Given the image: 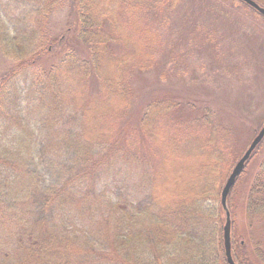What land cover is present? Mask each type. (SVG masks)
Here are the masks:
<instances>
[{
    "label": "trees",
    "instance_id": "trees-1",
    "mask_svg": "<svg viewBox=\"0 0 264 264\" xmlns=\"http://www.w3.org/2000/svg\"><path fill=\"white\" fill-rule=\"evenodd\" d=\"M61 2L0 0V60L11 63L0 76V264H228L223 150L163 130L162 116L179 104L161 91L147 94L138 128H116L133 107V68L151 66L141 55L154 29L142 15L161 0H77L90 57L70 48L43 67L45 26ZM92 78L100 95L89 94ZM138 129L158 158L138 146ZM237 182L233 256L264 264V239L239 229L242 215L248 229L264 221V161L240 206Z\"/></svg>",
    "mask_w": 264,
    "mask_h": 264
},
{
    "label": "rangeland",
    "instance_id": "rangeland-1",
    "mask_svg": "<svg viewBox=\"0 0 264 264\" xmlns=\"http://www.w3.org/2000/svg\"><path fill=\"white\" fill-rule=\"evenodd\" d=\"M159 7L142 15L146 26L154 29V40L141 55L151 54L147 62L151 66L144 70L135 66L130 72L134 77L133 107L116 128L130 126V122L132 128H138L136 121L149 101L147 94H167L159 98L174 99L179 106L162 116L161 128L177 138L190 134L219 146L224 152L220 169L223 187L264 125V18L238 0H161ZM45 30L52 47L43 56V67L60 62L70 48L82 58L90 57L88 46L78 39L77 0H62ZM113 50L119 55L126 48L114 44ZM9 66L10 62L0 60V76ZM89 84L95 88L89 94L100 95L94 78ZM135 132L139 133L133 134L138 146L155 159L156 146L141 129ZM263 161L264 140L238 178L234 199L239 206ZM242 218L239 229L244 236L253 230L257 239H264V221L248 229Z\"/></svg>",
    "mask_w": 264,
    "mask_h": 264
},
{
    "label": "water",
    "instance_id": "water-1",
    "mask_svg": "<svg viewBox=\"0 0 264 264\" xmlns=\"http://www.w3.org/2000/svg\"><path fill=\"white\" fill-rule=\"evenodd\" d=\"M242 1H244L246 4H248L253 9L258 11L262 16H264V6H262L256 0H242ZM263 140H264V125L260 128V130L253 138L252 142L250 143L246 151L238 159V161L232 168L221 190V204L226 212V220L223 226V241H224L225 257L228 264H237L232 252V216L228 206V197L237 179L244 172L245 167L248 161L251 159L254 151L258 148L259 144Z\"/></svg>",
    "mask_w": 264,
    "mask_h": 264
}]
</instances>
